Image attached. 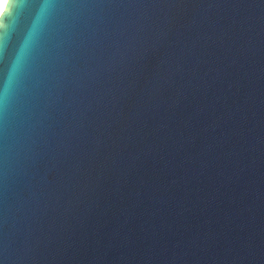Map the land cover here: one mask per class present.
Masks as SVG:
<instances>
[{"label":"water","instance_id":"water-1","mask_svg":"<svg viewBox=\"0 0 264 264\" xmlns=\"http://www.w3.org/2000/svg\"><path fill=\"white\" fill-rule=\"evenodd\" d=\"M0 264H264V0H7Z\"/></svg>","mask_w":264,"mask_h":264},{"label":"bare ground","instance_id":"bare-ground-1","mask_svg":"<svg viewBox=\"0 0 264 264\" xmlns=\"http://www.w3.org/2000/svg\"><path fill=\"white\" fill-rule=\"evenodd\" d=\"M6 1L7 0H0V13H1V11H2V9H3V7H4L5 3H6Z\"/></svg>","mask_w":264,"mask_h":264}]
</instances>
